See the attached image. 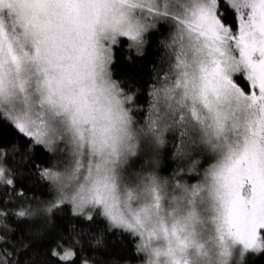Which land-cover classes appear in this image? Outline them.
Listing matches in <instances>:
<instances>
[{"label":"snow or ice","instance_id":"obj_1","mask_svg":"<svg viewBox=\"0 0 264 264\" xmlns=\"http://www.w3.org/2000/svg\"><path fill=\"white\" fill-rule=\"evenodd\" d=\"M257 254L264 0H0V264Z\"/></svg>","mask_w":264,"mask_h":264},{"label":"trees","instance_id":"obj_2","mask_svg":"<svg viewBox=\"0 0 264 264\" xmlns=\"http://www.w3.org/2000/svg\"><path fill=\"white\" fill-rule=\"evenodd\" d=\"M150 68H151V58L138 65L136 71L143 72L146 76V74L150 71ZM248 264H264V255L257 254L255 256L249 257Z\"/></svg>","mask_w":264,"mask_h":264}]
</instances>
